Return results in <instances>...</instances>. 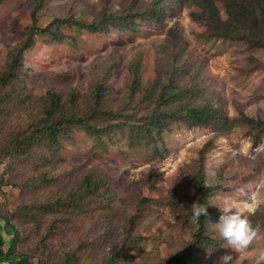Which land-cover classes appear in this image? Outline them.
<instances>
[{
  "label": "rangeland",
  "instance_id": "obj_1",
  "mask_svg": "<svg viewBox=\"0 0 264 264\" xmlns=\"http://www.w3.org/2000/svg\"><path fill=\"white\" fill-rule=\"evenodd\" d=\"M202 1L44 0L34 25L36 0H1L0 75L8 67L14 69L11 60L17 55L13 51L9 57V50L20 47L34 28L47 31L33 32L32 46L16 57L20 62L15 77L0 83V147L38 132L49 90L63 101L74 91L79 95L76 114L91 109L105 126L115 118L114 111L127 105L134 114L146 113L140 96L123 99L132 63L140 65L144 87L158 75L163 81L171 79L173 68L172 81L178 86L197 87L190 97L193 104L212 105L229 118L243 114L264 122V48L214 37L200 16ZM214 3L225 20L223 2ZM57 19L67 21L54 22ZM53 34L62 40H54ZM96 84L104 87L98 103L92 96ZM62 122L68 133L60 138L55 159L41 149L45 138L33 149L36 157H24L25 165L8 172V161L0 164V215L15 211L11 223L25 231L17 253L35 248L28 251L37 256L30 260L33 264H104L120 247L132 244L135 253L117 264H154L156 256L180 252L196 229L190 206L199 179L212 193L208 203L215 214H221L217 207L225 200L239 202L248 216L264 209V134L255 144L256 132L246 126L235 125L216 136L209 126L177 123L153 136L134 138L119 131L111 137L101 134L99 141L80 125ZM42 155L45 158H39ZM88 174L103 179L93 197L96 209H80L71 217L59 213V205L49 216L36 209L35 222L20 211L54 202ZM253 203L249 213L244 205ZM98 205L105 209L98 210ZM218 217L208 221L214 237L211 223ZM253 227L264 232L260 224ZM219 245L218 252L197 251L189 264H221L223 255H232L235 264H251L249 254ZM70 255L74 257L68 263Z\"/></svg>",
  "mask_w": 264,
  "mask_h": 264
},
{
  "label": "trees",
  "instance_id": "obj_2",
  "mask_svg": "<svg viewBox=\"0 0 264 264\" xmlns=\"http://www.w3.org/2000/svg\"><path fill=\"white\" fill-rule=\"evenodd\" d=\"M43 1L44 0H36L37 4H35L32 10L31 18L32 24L34 25L36 23L35 14L41 9ZM220 1L223 2L226 14L225 20H221L219 10L214 0H203L200 5V16L204 19L211 34L214 37H228L239 41L247 40L251 47L263 49L264 32L261 30V26H264V0ZM258 10L261 14H258ZM106 14V11L102 12V15ZM66 21L65 19L54 20L56 23H63ZM84 27L90 32H94V27L89 25H85ZM45 31H47V28L39 29L36 27L34 30H31V34L27 35L20 47L11 49V51L9 50L8 56L10 57V53H13V51H15L14 53L17 56L21 55L32 46L33 32L39 34ZM54 35L55 34H53L52 37L54 40L55 38H58L60 41L62 40V36L56 37ZM17 56H14L13 60H11V62L13 61V68L15 70L20 62L18 58L16 59ZM140 68V65L135 63L129 66L130 86L128 93L123 96V99L131 101V99L140 96L141 105L144 106L142 111H146V113L141 114L136 112L134 114L131 107L127 105V108L124 106L121 107L122 109L114 111L112 114L115 118L110 121L111 123L105 126L97 121L96 118L98 115L92 112L91 109L90 112L85 111L82 112V114H76L77 111H75L74 108L78 107L77 98L79 95L74 91L69 92L68 98H66L68 101H63L61 95L53 90H49L45 95V99L48 101L45 109V117L42 119V125L38 129V132L36 131L30 135V138H26L22 141L14 142L11 140V143L2 145L0 147V164L7 160L8 164L6 170L8 172L14 171L18 164L25 165V163H22V161L26 162L24 161V157L30 155L33 158L36 157L37 150L33 151V149L45 138L47 141L43 144V148L41 147V149L45 151L46 156L55 159L62 146L60 138L68 133L66 129H62V121L73 127L80 125L86 134L98 138L97 140L99 141L101 134L106 137H111V135L119 131L126 134L129 133L131 137L133 135L134 138H143L145 135L153 136V132L156 134L163 133V131H168L172 124L177 123L197 127L209 126L216 136H221L230 132L235 125H243L250 130H255L256 133L252 137L255 144L258 143L260 136L264 134V122L259 119L246 117L243 114H240L236 118H229L212 105L205 104L202 106L193 104L190 97L196 93L197 87L178 86L176 82L172 81V77L175 76L173 75V68L172 72H170L171 79L168 77V79L163 81L158 75L155 77L154 81L146 87L141 84ZM14 69L8 67V70L6 69V71L1 73L0 83H7L10 79L15 77ZM109 89L110 88H107V91H109ZM103 90L104 87L101 84H96L94 86L92 96H95L96 103L99 101L102 102L104 98V95L101 96ZM187 97L189 98L185 99ZM184 99V103H181ZM55 116L57 117L53 121L45 125L46 120H50ZM138 116L140 118L135 121ZM128 117L129 119L125 121V118ZM89 120L93 121L89 122ZM209 144H212V140L204 146L200 152L201 156L205 154ZM39 158L45 157L42 155L39 156ZM39 179L44 183L47 182L45 177ZM102 181L103 179L96 174L83 175L81 181L75 188L62 193L54 202L45 203L42 206L29 205L28 208L20 209V211L24 213L25 217L35 222L34 210L36 209H40L41 212L49 216V212H55L56 206L59 205L63 210L59 213L67 217L78 215V210L80 209H88V211L96 209L95 206L97 204L93 197L97 195L102 188ZM0 182L2 181L0 180ZM196 183V201L198 204L209 205L208 200L212 194L211 191L203 186L200 179ZM53 207L54 210L52 209ZM101 208L102 207L98 208V210L101 211L105 209L104 207ZM15 216V211L10 212L9 215H5V213L0 215V221H2V226H0V264H33L30 260L36 259L37 256L35 253L28 254V251L33 252L36 250L35 248L31 247L27 252L22 251L21 253H17L18 245L21 244L25 231L17 228V226L11 223V218ZM218 216L219 215L210 210L208 206L205 215H201L199 219L195 218L196 229L191 236V240L186 243L185 247L182 248L180 252L171 253L166 257L156 256L154 258V264H189L193 259V254L199 250L207 249L213 252L220 251L221 246L219 244L223 241L219 237H214L208 223L210 218ZM248 218L252 226L260 224V226L264 227V209L256 210L249 215ZM2 227L5 228L4 232ZM133 247L134 244L129 248L120 247L117 253H113L106 258L104 264H117L120 261L126 260L129 255L131 256L135 253L136 248L133 249ZM72 257L74 256L70 255L67 257L68 263L71 262L73 259ZM44 261L45 263L41 260L39 264H51L46 260Z\"/></svg>",
  "mask_w": 264,
  "mask_h": 264
},
{
  "label": "clouds",
  "instance_id": "obj_3",
  "mask_svg": "<svg viewBox=\"0 0 264 264\" xmlns=\"http://www.w3.org/2000/svg\"><path fill=\"white\" fill-rule=\"evenodd\" d=\"M208 206L212 205L193 202L190 206L192 216L199 219L201 215L206 214ZM254 207L255 203L244 205L249 213ZM217 208L221 214L218 221L211 224L217 236L223 241L224 247L232 249L235 253L249 254L251 264H264V232L252 226L239 202L225 200L222 206ZM220 261L221 264H235L232 255H223Z\"/></svg>",
  "mask_w": 264,
  "mask_h": 264
}]
</instances>
